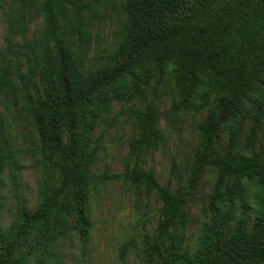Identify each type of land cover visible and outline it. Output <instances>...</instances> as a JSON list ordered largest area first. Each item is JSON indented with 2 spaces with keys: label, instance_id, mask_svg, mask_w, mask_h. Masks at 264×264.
<instances>
[{
  "label": "trees",
  "instance_id": "1",
  "mask_svg": "<svg viewBox=\"0 0 264 264\" xmlns=\"http://www.w3.org/2000/svg\"><path fill=\"white\" fill-rule=\"evenodd\" d=\"M17 3L0 51V99L28 117L41 178L34 211L12 189L17 213L8 227L0 222V264H57L58 243L72 232L85 246L96 190L120 179L139 194L155 192L161 204L155 232L123 241L121 260L133 250L143 264H264V0H122L113 54L90 63L82 0ZM34 16L42 30L28 42ZM147 94L129 115L135 161L166 145L154 97H169L170 121L204 113L187 177L172 163L174 191L137 164L120 173L92 170L113 103ZM4 131L0 119V217L5 169L15 180L20 168ZM207 169L216 179L190 251L186 205Z\"/></svg>",
  "mask_w": 264,
  "mask_h": 264
},
{
  "label": "rangeland",
  "instance_id": "2",
  "mask_svg": "<svg viewBox=\"0 0 264 264\" xmlns=\"http://www.w3.org/2000/svg\"><path fill=\"white\" fill-rule=\"evenodd\" d=\"M121 2L122 0H82L84 27L89 35L88 63L94 55L106 57L113 54L124 24V15L119 10ZM17 6V0H0V51L5 47L8 22ZM41 30L42 17H32L25 34L26 40L31 42L38 37ZM20 40L17 37L14 43H20ZM151 98L152 95L147 94L135 104L113 103L109 124L100 141L92 170L96 173H120L137 164L151 171L161 185H169L174 191L176 179L172 174V163L175 161L186 178L197 145L196 126L204 113L187 114L180 121H170L167 118L169 97H154V103L162 113L160 124L166 137V145L144 154L135 161L134 158L128 157L129 138L135 134L129 115L131 110L144 107ZM0 119L5 134L10 137L20 158V168L15 180L11 178L9 167L4 172V204L0 222L4 227H8L17 213L12 189L16 186L25 199L26 207L34 211L39 202L41 170L38 166L39 155L36 152L38 141L28 117L24 114L17 115V107L11 101L7 106L0 99ZM100 131L101 128H98L94 138ZM226 140L225 134L219 136L220 145H224ZM215 179V170L207 169L198 180L192 201L186 205L189 215L186 247L190 251H194L206 220L201 209L207 202ZM160 206L155 192L148 196L143 192L139 194L122 179L97 189L89 214L91 227L86 245L83 246L76 232L67 234L58 243L57 264H143L142 259L133 250L121 260L119 249L122 242L131 237L139 239L144 234L151 235L155 232Z\"/></svg>",
  "mask_w": 264,
  "mask_h": 264
}]
</instances>
